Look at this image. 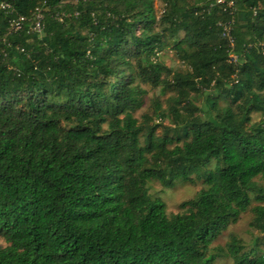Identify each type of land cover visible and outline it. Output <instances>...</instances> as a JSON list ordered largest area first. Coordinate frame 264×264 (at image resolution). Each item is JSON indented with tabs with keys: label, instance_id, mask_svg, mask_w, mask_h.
<instances>
[{
	"label": "trees",
	"instance_id": "1",
	"mask_svg": "<svg viewBox=\"0 0 264 264\" xmlns=\"http://www.w3.org/2000/svg\"><path fill=\"white\" fill-rule=\"evenodd\" d=\"M0 1V264H213L264 203V0H162L159 17L154 0ZM165 50L185 73L167 78ZM143 84L176 94L169 125L158 103L157 123L134 117ZM152 181L203 187L168 215ZM219 251L264 264L235 236Z\"/></svg>",
	"mask_w": 264,
	"mask_h": 264
},
{
	"label": "rangeland",
	"instance_id": "2",
	"mask_svg": "<svg viewBox=\"0 0 264 264\" xmlns=\"http://www.w3.org/2000/svg\"><path fill=\"white\" fill-rule=\"evenodd\" d=\"M154 6L156 9V14L159 17L162 9V0H154ZM179 36L182 37V34ZM159 57L160 62L170 71L169 75L167 76L168 79H171L172 75L175 73H185L186 66L177 58L173 51L165 50L160 53ZM142 87L146 90V94L143 96L142 107L133 114L134 117L140 121L142 115H148L154 123H157L153 108L154 104L158 103L161 107V111H165L167 116L161 121V123H163V125H169L171 119L167 115V110L169 106V100L171 97L176 95L174 91L168 89L163 91L159 87L154 88L148 84H143ZM191 101L195 106L200 107L203 102V97L198 94H192ZM252 119L253 121H257L259 116L257 114H252ZM213 165L214 163L211 162L209 167H213ZM202 187L203 185L201 181H195L193 184L177 181L171 188H164L156 181L148 182L147 184L149 195L152 198H159L164 202L166 213L168 215L180 212V203L191 199ZM256 206L264 207V203L260 204L253 200L250 207L241 214L239 220L235 224L229 225L228 228L211 245L210 253L217 255V258L213 264H233L231 258L226 255H221V252L219 251V249L225 248V245L231 236H235L240 241L245 250L254 247L260 252L258 255L264 254V234L252 227L255 217L253 209ZM255 241H257L256 246H254ZM0 245L2 247L7 246L2 238H0Z\"/></svg>",
	"mask_w": 264,
	"mask_h": 264
},
{
	"label": "built area",
	"instance_id": "3",
	"mask_svg": "<svg viewBox=\"0 0 264 264\" xmlns=\"http://www.w3.org/2000/svg\"><path fill=\"white\" fill-rule=\"evenodd\" d=\"M215 4L222 6L224 11H228V10L233 11V9H234V1L233 0H215ZM10 9H11L10 5L0 1V10L1 11L10 14L12 12ZM32 20H33L32 25L29 28L30 31L34 34L40 35L42 32V29H43V24H42L43 14H42L40 9H38V8L35 9V11L33 12ZM24 22H25V18L22 16H16L13 19H11L9 21L8 34H14L18 31H20L23 27ZM223 30H224V33L226 34V36L229 37L228 25H224Z\"/></svg>",
	"mask_w": 264,
	"mask_h": 264
}]
</instances>
